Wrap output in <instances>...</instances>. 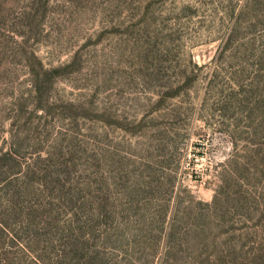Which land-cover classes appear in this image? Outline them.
<instances>
[{"label": "rangeland", "instance_id": "rangeland-1", "mask_svg": "<svg viewBox=\"0 0 264 264\" xmlns=\"http://www.w3.org/2000/svg\"><path fill=\"white\" fill-rule=\"evenodd\" d=\"M0 264H264V0H0Z\"/></svg>", "mask_w": 264, "mask_h": 264}]
</instances>
